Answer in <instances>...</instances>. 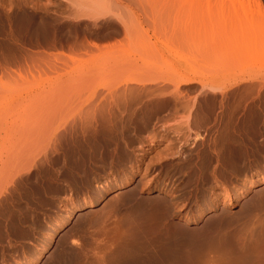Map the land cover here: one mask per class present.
<instances>
[{"label": "rangeland", "instance_id": "obj_1", "mask_svg": "<svg viewBox=\"0 0 264 264\" xmlns=\"http://www.w3.org/2000/svg\"><path fill=\"white\" fill-rule=\"evenodd\" d=\"M41 253L264 264V0H0V264Z\"/></svg>", "mask_w": 264, "mask_h": 264}, {"label": "bare ground", "instance_id": "obj_2", "mask_svg": "<svg viewBox=\"0 0 264 264\" xmlns=\"http://www.w3.org/2000/svg\"><path fill=\"white\" fill-rule=\"evenodd\" d=\"M237 81H239V79L237 80ZM241 81V80H240ZM244 81V80H243ZM239 83V82H238ZM245 83V82H244ZM209 84V83H208ZM204 85H206V84H204ZM206 86H208V85H206ZM244 86V85H243ZM176 87V86H175ZM175 87H174V90H175ZM202 87H205V86H202ZM211 89H213V86H211V88L209 89V90H211ZM173 90V91H174ZM176 90H177V88H176ZM175 90V91H176ZM224 90V89H223ZM222 90V91H223ZM207 91V90H206ZM217 91H220L219 89H217ZM215 89H213V91L211 90V92H213L214 93V95H216V93L215 92H217ZM178 92V91H177ZM207 92H209V91H207ZM175 93V92H174ZM204 93V92H203ZM202 93V94H203ZM206 93V92H205ZM212 93V94H213ZM219 93V92H218ZM179 94V93H178ZM201 94V95H202ZM212 94H209V95H212ZM220 95H221V98H224V96H223V94L222 93H219ZM177 95V94H176ZM175 95V96H176ZM219 95V96H220ZM205 96V95H204ZM216 97H218V96H216ZM175 98V97H174ZM183 98V97H182ZM212 98V97H211ZM178 100H179V98H178ZM175 102H178V101H174V103ZM197 103V102H196ZM177 104V103H176ZM175 105V104H174ZM194 105V104H193ZM176 106V105H175ZM192 106V105H191ZM192 107H194V106H192ZM196 108V107H195ZM192 109V108H191ZM197 109V108H196ZM201 111V110H200ZM189 122V121H188ZM185 124V128L184 129H186V130H190L189 128L191 127V125L190 124H188L187 123V121L184 123ZM183 124V125H184ZM175 129H177V128H175ZM181 130H182V127L180 128ZM192 130V129H191ZM181 132V131H180ZM187 132V131H186ZM181 138V137H180ZM186 138V137H185ZM188 139V138H187ZM186 142V141H185ZM178 152V151H177ZM174 154V153H173ZM173 154H172V156H173ZM178 154V153H177ZM171 182V181H170ZM105 192L102 190V192L100 193V195H103ZM99 200H97L96 202H98ZM92 203H95V202H92ZM92 203L91 204H89V205H92ZM83 205H85V204H82L81 206H78V207H83ZM75 209V208H74ZM78 209H80V208H76L74 211H72V212H69V214H67V215H65L64 216V218L58 223V224H56L55 226H53V228H52V230L50 231V233H49V236H48V239L50 238L51 239V237H52V235L53 234H55V233H57L58 231H60V230H62L66 225H67V223L73 218V216L75 215V213H76V211L78 210ZM49 245V244H48ZM48 247L49 246H45V250H47L48 249ZM42 257H43V255H42V253L41 254H38L31 262H30V264H36L38 261H40L41 259H42Z\"/></svg>", "mask_w": 264, "mask_h": 264}]
</instances>
